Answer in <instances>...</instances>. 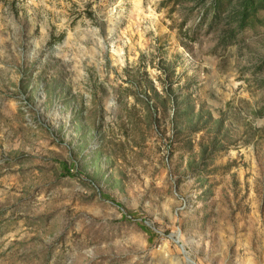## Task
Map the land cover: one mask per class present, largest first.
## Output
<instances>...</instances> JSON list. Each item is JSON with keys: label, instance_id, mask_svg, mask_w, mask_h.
I'll return each instance as SVG.
<instances>
[{"label": "rangeland", "instance_id": "374dc122", "mask_svg": "<svg viewBox=\"0 0 264 264\" xmlns=\"http://www.w3.org/2000/svg\"><path fill=\"white\" fill-rule=\"evenodd\" d=\"M237 2L0 0V264H264V0Z\"/></svg>", "mask_w": 264, "mask_h": 264}, {"label": "trees", "instance_id": "16d2710c", "mask_svg": "<svg viewBox=\"0 0 264 264\" xmlns=\"http://www.w3.org/2000/svg\"><path fill=\"white\" fill-rule=\"evenodd\" d=\"M171 0H165V3L170 2ZM210 5L213 8L214 12L217 13L214 15L217 17L219 10L222 8L221 0H209ZM254 6V0H238V2L227 9L228 18L231 19V22L235 23L238 27H242L246 23L247 12L249 9H252ZM190 11V9H189ZM63 171L67 173V169L64 166Z\"/></svg>", "mask_w": 264, "mask_h": 264}]
</instances>
